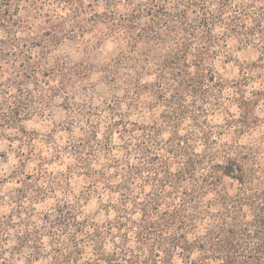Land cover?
Returning <instances> with one entry per match:
<instances>
[{"label":"trees","instance_id":"obj_1","mask_svg":"<svg viewBox=\"0 0 264 264\" xmlns=\"http://www.w3.org/2000/svg\"><path fill=\"white\" fill-rule=\"evenodd\" d=\"M0 145V264H264V0H0Z\"/></svg>","mask_w":264,"mask_h":264},{"label":"rangeland","instance_id":"obj_2","mask_svg":"<svg viewBox=\"0 0 264 264\" xmlns=\"http://www.w3.org/2000/svg\"><path fill=\"white\" fill-rule=\"evenodd\" d=\"M113 48L112 43H105L104 45H102L101 47L97 48L91 57V60L94 63H98L101 62L109 53H111ZM67 55L72 59V60H78L83 58V56L79 53H74L72 54L67 53ZM240 58L241 59H252L253 58V54L251 53H241L240 54ZM232 72V71H229ZM101 78V74L99 73H94L93 74V79L94 81H99ZM65 118V111L62 107H60L59 105H55L53 106V108L50 110L49 116L42 120V119H34L32 121H29L27 126L30 129H36V130H40L43 131L45 130L49 125H52V123H58L63 121ZM5 152V148L3 146L0 145V192L1 193H6L8 192L13 186L11 183H7L6 181H2L3 177L5 174L8 173V171L12 168L13 164L15 163V160L12 156H8V158L5 157L4 155ZM9 205L0 207V215H6L9 213Z\"/></svg>","mask_w":264,"mask_h":264}]
</instances>
